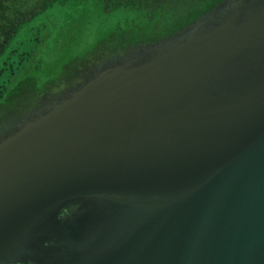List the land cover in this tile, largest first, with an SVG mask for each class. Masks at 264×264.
Masks as SVG:
<instances>
[{
    "label": "water",
    "instance_id": "95a60500",
    "mask_svg": "<svg viewBox=\"0 0 264 264\" xmlns=\"http://www.w3.org/2000/svg\"><path fill=\"white\" fill-rule=\"evenodd\" d=\"M209 2L0 125V264H264V0Z\"/></svg>",
    "mask_w": 264,
    "mask_h": 264
},
{
    "label": "rangeland",
    "instance_id": "374dc122",
    "mask_svg": "<svg viewBox=\"0 0 264 264\" xmlns=\"http://www.w3.org/2000/svg\"><path fill=\"white\" fill-rule=\"evenodd\" d=\"M147 22L142 8L123 0L48 1L17 25L0 52V125L26 109L33 95L58 90L85 60L97 59L110 35L138 32Z\"/></svg>",
    "mask_w": 264,
    "mask_h": 264
},
{
    "label": "flooded vegetation",
    "instance_id": "af4514ba",
    "mask_svg": "<svg viewBox=\"0 0 264 264\" xmlns=\"http://www.w3.org/2000/svg\"><path fill=\"white\" fill-rule=\"evenodd\" d=\"M210 0H156L154 9L142 8L145 15L148 17L147 27H140L144 29L146 36L145 40H151L161 37L170 30L180 27L193 19L195 15L204 10V8L210 3ZM121 38V35L118 36ZM128 39L126 42H129ZM123 43L117 46V49H121L126 44ZM130 43H133L132 41ZM127 46V45H126ZM80 79V77L78 78ZM77 80V79H76ZM75 78L68 82L66 85L61 86L58 90H50L45 95L41 96V102L45 103L51 100L53 95L61 91L62 89L73 84Z\"/></svg>",
    "mask_w": 264,
    "mask_h": 264
},
{
    "label": "trees",
    "instance_id": "16d2710c",
    "mask_svg": "<svg viewBox=\"0 0 264 264\" xmlns=\"http://www.w3.org/2000/svg\"><path fill=\"white\" fill-rule=\"evenodd\" d=\"M14 1L15 0H7L3 2L0 0V43L4 38L13 34L17 27L19 16L12 12L14 9Z\"/></svg>",
    "mask_w": 264,
    "mask_h": 264
}]
</instances>
